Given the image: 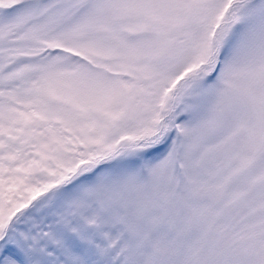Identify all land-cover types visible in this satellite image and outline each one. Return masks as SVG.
Returning a JSON list of instances; mask_svg holds the SVG:
<instances>
[{"label":"snow or ice","instance_id":"snow-or-ice-1","mask_svg":"<svg viewBox=\"0 0 264 264\" xmlns=\"http://www.w3.org/2000/svg\"><path fill=\"white\" fill-rule=\"evenodd\" d=\"M0 264H264V0H0Z\"/></svg>","mask_w":264,"mask_h":264}]
</instances>
